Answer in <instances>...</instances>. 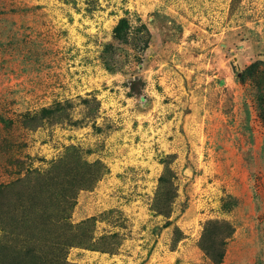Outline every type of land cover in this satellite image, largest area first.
<instances>
[{
  "label": "rangeland",
  "instance_id": "1",
  "mask_svg": "<svg viewBox=\"0 0 264 264\" xmlns=\"http://www.w3.org/2000/svg\"><path fill=\"white\" fill-rule=\"evenodd\" d=\"M47 206L31 264H264V0H0V240Z\"/></svg>",
  "mask_w": 264,
  "mask_h": 264
},
{
  "label": "trees",
  "instance_id": "2",
  "mask_svg": "<svg viewBox=\"0 0 264 264\" xmlns=\"http://www.w3.org/2000/svg\"><path fill=\"white\" fill-rule=\"evenodd\" d=\"M122 23H125V20H123ZM40 210L43 211L42 214L40 213ZM40 210L36 213L38 216L42 215V218L25 217L23 223H11L12 231L17 233L15 243L23 240L26 243L27 241L31 242V239L22 238L25 233H28L33 238V245L28 248H18L14 250L9 243L5 244L3 240H0V264H31V259H36L34 255L35 251L40 247H43L47 254H52L49 251L47 244L51 245V243H59V241L56 240L58 239L57 237H60V226L57 225L60 220L57 215L56 217H51L52 215H55V209H51V207L47 206ZM44 216L50 217L48 219L44 218L43 220ZM30 226H32V229H30ZM36 241H41L42 244L36 245ZM8 251L14 253V257L13 259H10V262H7L8 258H10V255L7 254ZM39 262H46V264H48L49 260L37 258V261L33 262V264H39Z\"/></svg>",
  "mask_w": 264,
  "mask_h": 264
}]
</instances>
